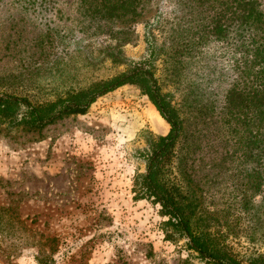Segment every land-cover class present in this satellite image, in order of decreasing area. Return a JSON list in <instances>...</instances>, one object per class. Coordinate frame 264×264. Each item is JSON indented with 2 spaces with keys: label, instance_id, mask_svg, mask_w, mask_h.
Listing matches in <instances>:
<instances>
[{
  "label": "rangeland",
  "instance_id": "obj_1",
  "mask_svg": "<svg viewBox=\"0 0 264 264\" xmlns=\"http://www.w3.org/2000/svg\"><path fill=\"white\" fill-rule=\"evenodd\" d=\"M29 1L0 0V94L55 101L125 71L112 51L133 65L150 60L154 47L157 82L191 135L187 169L211 231L243 262L264 254V206L245 184L253 162L240 144L264 124L253 117L236 133L225 115L237 74L228 48L179 53L196 27L178 0H147L130 23L92 21L83 0H37L47 4L33 10L22 4ZM169 128L134 85L41 130L0 120V264H211L188 238L170 234L158 204L134 199L146 140Z\"/></svg>",
  "mask_w": 264,
  "mask_h": 264
},
{
  "label": "trees",
  "instance_id": "obj_2",
  "mask_svg": "<svg viewBox=\"0 0 264 264\" xmlns=\"http://www.w3.org/2000/svg\"><path fill=\"white\" fill-rule=\"evenodd\" d=\"M178 1L191 16L190 22L195 25L196 31L188 35L189 40L186 37L181 39V48L177 51L190 54L196 47L201 48L209 43L227 47L234 59L237 74L234 84L225 93L228 109L225 115L234 121L236 133L241 131L242 125L248 128L253 117L257 119L258 127L262 128L264 12L259 9L258 0ZM146 2L83 0L82 7L86 17L92 21L118 20L130 23L144 15ZM22 4L26 9L33 10L43 9L47 3L34 0ZM116 34H123V30ZM154 54L153 47L150 60L132 65L119 52L112 51L109 54L112 62L125 65V71L109 79L96 81L87 88L69 92L55 101L33 104L24 97L0 94V120L11 128L41 130L62 117L84 115L98 97L121 86L138 87L170 128L166 135L147 138L146 172L134 178V199L158 204L161 215L167 217L164 226L169 228L170 234L188 238L189 249L208 260V263L264 264V254L252 256L247 262L241 261L230 248L223 245L219 233L211 231L210 217L201 212L197 186L187 169V156L191 152L187 148L191 135L187 133L183 119L171 103V94L164 93L157 82L151 62L154 61ZM261 130L253 132L248 128L245 136L240 138V144L242 156L249 163L253 162L251 173L245 176V184L259 195L257 205L260 203V206H264V133ZM38 263L46 264L43 259H39Z\"/></svg>",
  "mask_w": 264,
  "mask_h": 264
}]
</instances>
